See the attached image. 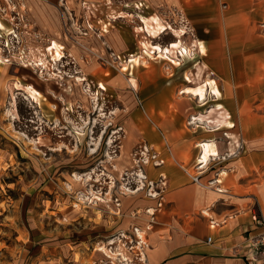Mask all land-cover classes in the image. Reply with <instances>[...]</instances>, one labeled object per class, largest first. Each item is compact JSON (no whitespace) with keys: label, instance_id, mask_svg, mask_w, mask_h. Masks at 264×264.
I'll use <instances>...</instances> for the list:
<instances>
[{"label":"rangeland","instance_id":"rangeland-1","mask_svg":"<svg viewBox=\"0 0 264 264\" xmlns=\"http://www.w3.org/2000/svg\"><path fill=\"white\" fill-rule=\"evenodd\" d=\"M66 1L70 7L73 0H50L61 26L55 29L40 27L29 11L0 4V57L7 61L0 64V264H148L136 248L132 219L144 215L134 209L138 199H149V188L123 194L138 190L137 172L153 163L148 129L162 140L165 132L152 122L135 124V107L171 99L176 85L174 99L190 104L186 125L200 135L205 126L189 125L198 113L264 101V0H95L111 12L99 13L105 21L92 29ZM152 18L169 28L156 39L140 32L143 20ZM177 37L189 48L203 41L208 55L192 49L180 67L149 57L151 68L139 72L115 64L141 55L144 41L168 46ZM52 41L66 48L68 58L57 65L45 61L63 80L41 77L39 68L26 65ZM204 63V72L194 76ZM71 76L86 77L97 100L90 102ZM132 78L136 88L129 85ZM208 79L217 82L220 97L211 87L204 104L180 94ZM242 84L261 86L242 92ZM29 86L43 95L40 102L29 99ZM232 152L214 164L236 157ZM259 176L264 185V173Z\"/></svg>","mask_w":264,"mask_h":264},{"label":"crops","instance_id":"crops-1","mask_svg":"<svg viewBox=\"0 0 264 264\" xmlns=\"http://www.w3.org/2000/svg\"><path fill=\"white\" fill-rule=\"evenodd\" d=\"M15 1H2L0 4L2 8L8 5L20 11L24 4L26 11L31 9L29 12L40 27L55 29L60 26L52 12L50 0ZM94 2L73 0L69 7L66 1L65 7L76 6L74 9L84 14L86 23L92 29L97 21H105L97 18L99 13L109 15L111 12L107 8L102 10ZM185 6L189 7L190 4ZM202 42L197 43L204 49L197 50L206 56L207 47ZM92 45L98 44L93 42ZM130 49L128 46V52ZM76 55L84 56L79 52ZM158 60L164 62L160 58L155 59ZM150 64L149 59L147 64L130 70L146 71L151 68ZM201 66L205 70L208 64ZM168 71L166 73L172 75V69ZM253 76H256L255 72ZM258 86L261 85L242 84V92L256 91ZM175 90L176 85L169 94H173V99L167 98L159 104L145 101L141 109L135 107V118H131L135 124L151 126L152 122L155 126H164L165 132V140H162L160 134L159 138L152 128L148 129L152 141V150L148 153L152 154L153 163L149 160L143 165V173L140 170L137 172V177L139 172L145 177L141 181L138 178L143 190L149 188V199H138L139 203L134 209L140 211L136 215H142V211L144 215L132 219L136 227V248L141 251L140 258L143 261L146 258L148 264H262L255 257L251 239L259 233L252 221L253 214L259 211L264 216V185H261L259 176L264 173V101L239 102L237 111L222 105L230 113L235 128L210 132L205 127L208 129L206 134L195 135L186 125L190 104L185 99H174ZM145 97V94L141 96L142 99ZM202 143H211V149L218 153L206 166L199 164ZM146 148H149L148 145ZM234 150L236 157L232 155ZM229 153L232 154L219 166L214 164V158L219 159ZM157 161L162 163L157 165ZM193 177H199L201 185L194 182ZM212 183L217 187L211 188L214 184H209ZM134 194L125 192L123 195ZM150 210L152 212L148 213ZM136 230L144 234L142 243L137 238Z\"/></svg>","mask_w":264,"mask_h":264},{"label":"bare ground","instance_id":"bare-ground-1","mask_svg":"<svg viewBox=\"0 0 264 264\" xmlns=\"http://www.w3.org/2000/svg\"><path fill=\"white\" fill-rule=\"evenodd\" d=\"M11 9H13V7H9ZM22 8V12L26 11L25 5L23 4L21 6ZM28 9V8H27ZM31 9H28L27 11H30ZM89 11V10H88ZM144 26L140 27V32L141 33H148L149 37L147 38H152V39H156L159 38V36L163 33H165L169 28L166 27L165 25H163L161 23V20L159 18H152L151 23L149 20L144 19L143 20ZM0 29H3V25L0 22ZM51 47H49V49L45 50V53H42L39 56H37L36 58H33V62H30V64H26L27 67L29 66H34L36 68H39L42 72V76L46 77V76H50L52 77L51 79H55L54 77L60 78V79H64L62 75H60L61 73L57 74V73H51V66H53V64H47L48 62L45 61L46 57L49 62L51 60V62H53L55 65H57L60 62H63L64 59H67L68 57L66 56L65 50L66 48L59 44V42L57 41H52V43L50 44ZM142 46L144 48V52L141 55H132L130 60L127 61L126 64H119V62H115L116 65L121 66V71L126 72L128 71L130 68L134 69L135 67H139L142 64L145 65L148 63L149 57L151 58H155V59H162V60H167L170 61L171 63H173V65L176 66H180V60L182 57H186L192 54V49H201L203 50L204 47L200 44H198L197 42L194 43V45H192V47L188 48L183 44V41L180 39V37H177V40L174 41L173 43H170L168 46H162L161 44H153L150 41H144L142 42ZM181 57V58H180ZM50 58V60H49ZM0 64L2 65H6L7 61H5L2 57H0ZM53 69V68H52ZM204 70L203 66H199L198 67V72L197 74H194V76H198L200 75ZM168 73H170L168 71ZM73 78L76 86L78 88H81L82 94L85 96L87 95V97L89 98L90 102H94L97 100V95L95 93H91V87L90 85L86 84L87 79L84 76H80V77H70ZM45 81H49L51 79H47L44 78ZM196 79V78H195ZM189 83L193 82V79L191 77L187 78ZM129 85L130 87H134L135 88V81L134 79H130L129 80ZM209 87H211V91H212V95L214 97H220L221 93L220 90L217 86V82L214 79H208L205 80L203 84L196 86V88H186L183 89L182 92H180L181 95H185V96H192V97H196L198 99V103L200 104H204L207 101V91L209 89ZM100 89L102 90H106V86L104 84H100ZM27 91V93L29 94V99L33 102H40V99L43 97V95L38 92L33 86H29L27 89H25ZM192 122L189 125H194V126H205L209 129L210 132H216L219 130H223V129H233L235 128V124L232 122L231 120V115L228 112V110L223 107L222 105H215L214 107H212L210 109V111H208L206 114H198L197 116H195L193 119H191ZM202 150H201V155L199 157V164H203V166H206L209 164L210 160L212 159V157H216L218 156L217 150L215 149H211V143H202L201 144ZM93 176V173L89 174V178ZM138 178L143 179L145 178L144 175L142 173L139 172L138 174ZM215 183V182H214ZM209 184V185H213ZM143 185L141 184L139 186V189L137 191H130L128 189H126V194L130 193V194H134L138 191L143 190ZM210 186V187H211ZM207 187V186H206ZM217 187V184H214L211 188H215ZM208 188V187H207ZM93 195H97V194H93ZM150 196H153V194H150ZM95 200H98L100 202H102L104 199L99 197V196H95L94 197ZM152 211H148V213H151ZM205 214L207 215V213L205 212ZM136 235L138 240L140 241V243H142V240L144 239V234L143 232H141L140 230H136Z\"/></svg>","mask_w":264,"mask_h":264},{"label":"built area","instance_id":"built-area-1","mask_svg":"<svg viewBox=\"0 0 264 264\" xmlns=\"http://www.w3.org/2000/svg\"><path fill=\"white\" fill-rule=\"evenodd\" d=\"M156 158V156L153 157L154 160H156ZM161 163V161L155 162L157 165H160ZM193 180L198 184L200 183L199 177H193ZM252 221L259 230L258 235L251 239L252 248L255 251V257H257V260L264 264V216L261 213L256 212L252 216ZM209 241H211V239H209Z\"/></svg>","mask_w":264,"mask_h":264}]
</instances>
